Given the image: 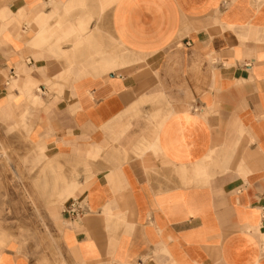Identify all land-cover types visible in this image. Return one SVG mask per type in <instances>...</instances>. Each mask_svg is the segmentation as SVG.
Here are the masks:
<instances>
[{
  "label": "crops",
  "instance_id": "obj_1",
  "mask_svg": "<svg viewBox=\"0 0 264 264\" xmlns=\"http://www.w3.org/2000/svg\"><path fill=\"white\" fill-rule=\"evenodd\" d=\"M1 129L78 164L79 264H264V0H0Z\"/></svg>",
  "mask_w": 264,
  "mask_h": 264
},
{
  "label": "rangeland",
  "instance_id": "obj_2",
  "mask_svg": "<svg viewBox=\"0 0 264 264\" xmlns=\"http://www.w3.org/2000/svg\"><path fill=\"white\" fill-rule=\"evenodd\" d=\"M18 133L0 130V232L31 264H79L61 243V212L82 187L78 164L39 156Z\"/></svg>",
  "mask_w": 264,
  "mask_h": 264
},
{
  "label": "built area",
  "instance_id": "obj_3",
  "mask_svg": "<svg viewBox=\"0 0 264 264\" xmlns=\"http://www.w3.org/2000/svg\"><path fill=\"white\" fill-rule=\"evenodd\" d=\"M66 214H69L71 217H83L88 213L86 206L82 201L72 200L65 210Z\"/></svg>",
  "mask_w": 264,
  "mask_h": 264
}]
</instances>
